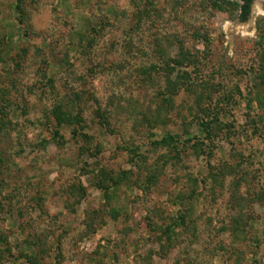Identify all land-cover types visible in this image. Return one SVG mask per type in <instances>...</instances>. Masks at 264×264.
I'll return each mask as SVG.
<instances>
[{
	"label": "rangeland",
	"instance_id": "rangeland-1",
	"mask_svg": "<svg viewBox=\"0 0 264 264\" xmlns=\"http://www.w3.org/2000/svg\"><path fill=\"white\" fill-rule=\"evenodd\" d=\"M215 1L0 0V264H264V0Z\"/></svg>",
	"mask_w": 264,
	"mask_h": 264
},
{
	"label": "trees",
	"instance_id": "trees-1",
	"mask_svg": "<svg viewBox=\"0 0 264 264\" xmlns=\"http://www.w3.org/2000/svg\"><path fill=\"white\" fill-rule=\"evenodd\" d=\"M239 3H230L228 0H216L214 3V7L219 11L227 12L229 8L239 12V20L242 23H246L249 20L251 15V9L253 6L254 0H237ZM176 139L172 136H166L162 139V141L158 144H174Z\"/></svg>",
	"mask_w": 264,
	"mask_h": 264
}]
</instances>
